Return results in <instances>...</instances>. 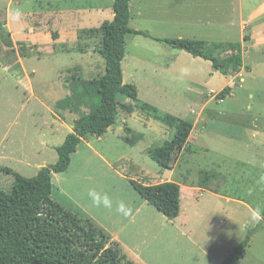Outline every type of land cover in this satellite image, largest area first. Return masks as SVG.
Listing matches in <instances>:
<instances>
[{"label": "rangeland", "instance_id": "1", "mask_svg": "<svg viewBox=\"0 0 264 264\" xmlns=\"http://www.w3.org/2000/svg\"><path fill=\"white\" fill-rule=\"evenodd\" d=\"M262 1L136 0L140 11L137 13L133 8V18L129 20L133 34L126 37V53L121 63L124 83L135 85L139 92L133 112L128 114L118 109L114 124L116 133H107L99 144L95 138H88L109 165L95 158L85 160V157H93V152L80 147L72 158L69 171L55 177L54 199H59V187H64L71 201L78 206L62 198L63 205L81 219L91 222L83 209L89 211L92 208L99 213V208L92 206L88 197L90 188L107 193L113 200L112 209L101 207L103 212L99 215L104 220L109 218V212L116 213L118 201L129 205L143 202L130 182L155 185L171 174L147 155L148 150L174 138L175 130L161 117L171 115L192 122L196 112L207 105L192 133L194 139L201 132L196 141L191 142L192 153L180 155L173 179L178 183L206 185L209 192L229 197L234 202L226 204L209 192H201L202 217L185 227L181 221H170L146 204L143 213L147 220L139 237L145 239L142 248L148 253L149 264H221L247 232L256 229L245 256L233 264H264V223L258 228L264 209V184L258 182L264 175V44L253 45L251 28H242L240 24V15L247 21L249 13ZM91 3L103 4L106 10L111 7V0H91ZM16 10L23 15L44 11L45 16L52 17L45 0H0V22L5 21L8 11L14 13ZM183 19H187L185 27L178 23ZM48 20L52 21L51 18ZM207 21L209 24L205 23ZM251 25L252 29L264 26V16ZM135 29L157 38L183 35L182 39L203 40L209 53L223 59L237 53L227 43H239L243 66L224 76L213 71L208 61L193 59L184 52L179 53L180 57L175 56V49L142 35L135 36ZM244 36L248 39L244 40ZM20 44L7 48L0 41V168L32 178L39 165L52 164L53 156L56 162V153L50 154L48 150L51 147H42L43 142L54 141L51 132L61 124L49 109L69 122V115L64 114L66 110L61 109L64 107H60L64 105L66 90L58 71L65 75L66 70L71 69V77L75 78L77 72L71 67L78 63L79 56L57 57L46 52L39 57L34 47V56L25 62L29 74L36 72L29 83L21 74V68L12 65L18 58ZM214 44L224 46L214 49ZM91 62L98 72L91 79L102 76L104 60L101 56L95 60L92 58ZM171 64L175 69L168 71ZM228 85L230 94L224 100L216 98ZM76 86L78 84H74ZM78 99L77 95L75 100ZM75 100L71 103L75 107L83 105V112L92 107L77 104ZM117 100L121 104H133L122 95ZM58 102L60 106L56 108ZM125 126L131 133L125 131ZM174 156L175 165L178 153ZM13 182V176L0 171L3 191H10ZM185 192L184 213L187 210ZM206 201H209L208 205ZM207 210H210L209 215ZM254 213H258L256 220L252 219ZM176 229H181L183 236L176 234ZM137 253L146 256L144 250Z\"/></svg>", "mask_w": 264, "mask_h": 264}, {"label": "trees", "instance_id": "2", "mask_svg": "<svg viewBox=\"0 0 264 264\" xmlns=\"http://www.w3.org/2000/svg\"><path fill=\"white\" fill-rule=\"evenodd\" d=\"M132 0H114L113 19L104 21L92 33L100 36L96 53L104 60V73L93 80H80L75 88L82 104H90L89 113L78 119L63 143L55 148L57 161L41 167L35 177L25 178L8 168L0 171L13 176L10 191L0 188V264H135L123 253L121 246L111 242L109 237L90 220L81 219L77 214L65 209L52 199V176L66 172L71 156L79 145L90 136L100 137L117 120L118 109L130 114L132 105L121 104L117 98L125 96L133 102L138 99V89L133 84H125L121 63L126 53V37L133 34L129 28ZM145 38L163 43L175 50L183 51L193 58H200L211 64L213 71L227 76L240 70L243 58L240 44L228 42L227 46L237 53L229 58L216 57L206 50L203 40L157 38L147 32L140 33ZM57 39V34L52 33ZM244 40L248 36L243 37ZM0 41L7 48L14 42L4 24L0 22ZM223 44H214V49ZM19 55L26 57V46L20 44ZM231 88L225 87L216 95L224 100ZM76 99V97H75ZM74 99V100H75ZM74 100L67 98L65 103ZM161 120L175 130L174 138L162 146L148 150V157L163 169L171 170L175 153L186 150L193 123L171 115ZM174 165V164H173ZM139 195L166 219L172 221L180 213V186L175 182L146 185L130 182ZM260 224L264 223V209L260 214ZM255 230L248 231L244 239L232 249L221 264H233L245 256ZM111 246H107V243Z\"/></svg>", "mask_w": 264, "mask_h": 264}, {"label": "crops", "instance_id": "3", "mask_svg": "<svg viewBox=\"0 0 264 264\" xmlns=\"http://www.w3.org/2000/svg\"><path fill=\"white\" fill-rule=\"evenodd\" d=\"M45 1L49 5V9L51 10L52 17L45 16L46 14L43 11L40 13H34V12L26 13L24 15L22 13L19 19H15L14 13H12L11 11H8L5 21L4 22L1 21L4 24V28L9 31L11 38L14 42V46L16 47L17 43H21L26 46V53H27L26 57H20L17 53L18 58L12 65L13 66L17 65L19 68H21V74H23L29 82L31 77L34 74H36V72L32 71V73L29 74V71L26 69L25 62L26 60L34 56V47L39 57L43 55V53H46V52L47 53L49 52L51 55L57 56V57H64L66 55H72V56L78 55L79 56L78 63L80 65L77 63L74 67H71V68H74L75 71L77 72V75L75 78L71 77L72 71H69L71 69L66 70L67 73L65 75L63 74L64 72L61 73L60 71H58L61 75L60 78L63 79L64 84H65L64 86L65 88L64 87L63 88L64 90H66L65 92L66 99L70 98L71 100H74L76 97L75 96L76 87H74V84L79 85L80 80H85V81L93 80L91 79L92 76L98 73V72H95L96 70H94L95 67H94V64L91 62V60L92 58L95 60L96 57H100L98 53H96L95 51V49L100 44V36L98 34L92 33V31L98 29L104 21L113 19L114 14H113L112 6H113L114 0H111V7L108 10H106V7H104L103 4L93 5V3H91V0H45ZM135 1L136 0H132L129 5L131 21H132L133 14H134L133 8H135L134 11H137V13H139L140 11ZM262 16H264V0L257 6L256 9H254L251 13H249L246 19L247 21H245L243 16L240 15V22H241L240 24L242 25V28H245L246 26L251 28L252 30V34L250 36L251 43L253 45L254 44L257 45L258 47L259 45L264 44V35H263L264 26L259 25L255 29H252L251 24H253L258 18H261ZM48 18H51L52 21H49ZM36 19L44 20L46 22H44L43 24V22L34 21ZM186 21L187 19H183V20H180V22L178 23L182 27H185ZM192 21L193 20H191V22ZM196 21L198 24L200 23V20H196ZM205 23L209 24L208 21ZM135 30H136L135 32H139V33L144 32V31H141L140 29H135ZM52 33L57 34V39L54 40L52 38ZM135 36H140V35H135ZM174 38L182 39L184 37L183 35H178L177 37H174ZM95 40L97 41L95 42ZM52 49H53L52 52L54 53H51ZM174 51L177 52L175 56H179L180 55L179 53L183 52V51H177V50H174ZM193 59H198V58H193ZM7 65L10 66L9 63ZM171 68L175 69L173 64H171L170 67H168V71H171ZM99 72L101 73V71ZM103 73L104 71H102L101 74ZM68 76L70 78H68ZM65 77H67L68 80L65 81L64 80ZM75 103L79 104L77 100H75ZM134 103L135 102H133V104H126V105L133 106ZM59 106H60L59 102L56 103V108H58ZM206 106L207 105L202 107L200 109V112L198 113L196 112V118H194L195 120L194 119L192 120L193 129L189 136L188 143L186 145V150L181 151L176 161V164L170 170L171 172L170 176L168 177V179L162 182H167V181L175 182L173 177L175 174V168H177V166L180 163L179 161L180 155L182 157L186 153H192L191 142L196 141V139L199 137L201 132L197 133V135L194 136L195 137L194 139H193L192 133L193 131L197 129L196 127L198 124V120L201 117L202 112L207 108ZM60 107H64V108H61V109L66 110L64 111L65 112L64 114L69 115L68 117L69 122H67L66 118L64 117L61 118L52 109H49V112H51L52 114H55L58 118L57 120L61 122V124L57 126L56 131L53 130V132H51L52 138L54 139V141H52L51 143L43 142L44 144L42 145V147H44L45 149H48V147H51L48 149L50 154L53 152L56 153L55 148L59 146V144H62L65 137L69 133L72 132V127L74 123L78 119H80L82 116L87 115L90 111V110H87V111L85 110L83 112V109H84L83 105L79 104V106L75 107L73 106V103H68V102L65 103V105H62ZM191 112H193V110ZM124 129L125 131L131 133V131L127 129L126 126L124 127ZM107 133H114V134L116 133V128L114 127V125L111 126L107 130V132L103 134L102 136L100 137L90 136V137L92 139L95 138L96 143L99 144L102 141L103 137L107 135ZM123 140L128 142L126 139H123ZM53 142H57V143H53ZM59 142H62V143H59ZM92 145H93L92 142L89 141L88 139L84 140L79 145L77 151L71 156L70 166L67 171H69V169L71 168L72 162H73L72 158L75 155H77L80 147H86L87 150L93 152L92 154L93 157H85V160L95 158L99 160V162L103 164L105 163L107 164V166L109 165L108 162L105 160V158L102 155H100L93 148ZM53 160H55L54 156H53ZM53 160L51 161L52 164H54L53 162H55ZM47 165H51V164L43 163L42 165H39L36 168V174L41 167H44ZM66 172H63V173H66ZM57 175L58 174H53L52 176L53 188H54L53 182H54L55 177H57ZM89 178H91V176ZM175 183H177L180 186V213H179V216L172 221H181L183 227L187 225L190 226L192 221L197 220L202 217L201 211L204 207H203V203L199 204L200 203L199 199L202 196L201 192L203 191L209 192V191L207 190L206 185H196L195 183H186V181H184V183H178V182H175ZM53 191L54 190L52 189V195H51L52 199L55 202L62 205L65 209H67V207H65L63 203L60 201V199L62 198L65 201L73 204L75 207L78 206V205H75L71 201L69 193L68 191H66L64 187L62 186L59 187V190H58L59 199H54ZM183 191H186L184 199L187 205V210L185 213L183 210V194H184ZM209 193L214 195L215 197H218L220 200L224 201L226 204L234 202V200L229 197L217 195L216 193H213V192H209ZM206 202H207L206 204L208 205L209 201H206ZM146 204L148 203L144 199H143V202L139 203L138 205L127 204L132 209L131 214L127 217L123 216L121 213H118L116 211L115 214H113L112 212H109V218L104 220L100 216L102 215V212H103V209L101 207L99 208L100 215L98 211L95 212V210H93L92 208L89 211H87V209H83V213H85L86 216H88L89 219H91L98 226V228L101 229L109 237L111 242H116L121 246L123 253L126 255L127 259H129L130 261H133V263L135 264H149L148 263V253L146 249L142 248V245H144L145 239L139 238L143 232V227L146 224V220H147L146 214L143 213V209L145 208ZM243 205L250 210V208L248 207V204L244 203ZM67 210H70V209H67ZM206 214L209 215L210 210H207ZM123 233H125L126 235H123ZM176 234H181L183 236L181 229L180 230L176 229ZM131 241H136V242L132 243L133 245L132 244L129 245L128 242H131ZM135 245H137L139 248H135L134 247ZM138 250H144L146 252V256L142 257L143 254L139 255L137 253Z\"/></svg>", "mask_w": 264, "mask_h": 264}, {"label": "clouds", "instance_id": "4", "mask_svg": "<svg viewBox=\"0 0 264 264\" xmlns=\"http://www.w3.org/2000/svg\"><path fill=\"white\" fill-rule=\"evenodd\" d=\"M20 10H16L14 12V18L19 19L21 16ZM259 183L264 184V175H261L259 178ZM88 197L91 200L92 206L96 208H106V209H112L113 207V200L109 197L107 193H101L98 192L95 188H90L88 190ZM118 213H121L123 216L127 217L131 214V207H129L124 201H118L116 202V209ZM253 220L258 219V213H254Z\"/></svg>", "mask_w": 264, "mask_h": 264}, {"label": "water", "instance_id": "5", "mask_svg": "<svg viewBox=\"0 0 264 264\" xmlns=\"http://www.w3.org/2000/svg\"><path fill=\"white\" fill-rule=\"evenodd\" d=\"M135 35H141L139 32H134Z\"/></svg>", "mask_w": 264, "mask_h": 264}]
</instances>
